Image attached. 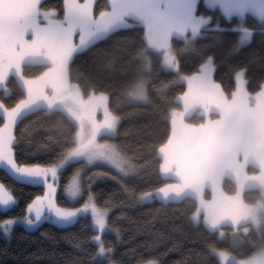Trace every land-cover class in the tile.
<instances>
[{"label": "trees", "instance_id": "trees-1", "mask_svg": "<svg viewBox=\"0 0 264 264\" xmlns=\"http://www.w3.org/2000/svg\"><path fill=\"white\" fill-rule=\"evenodd\" d=\"M200 11L219 22L223 31L206 30L187 49L183 40L175 38L179 72L193 73L204 56H213L217 71L215 80L222 92L230 96L236 86L235 73L245 69L246 89L255 93L264 85V22L252 14L240 18H226L218 9H209L200 1ZM42 8H55L57 16H64L63 0H43ZM108 7V0H97L95 14ZM243 23L254 29L249 43H239ZM145 49L150 65L139 55ZM46 64H27L26 71L39 75ZM69 80L78 85L83 96L103 92L108 94V106L119 116L116 134L107 137L116 143L133 164V173L125 176L110 166L76 161L67 165L60 174L57 200L63 206L75 207L87 199L90 187L96 203L109 211L110 229L102 239L115 264H142L157 259L160 264H220L215 253L222 250L237 258L249 257L259 242V234L251 224H245L244 233H234L230 226H223L224 235L211 230L203 222H195L193 215L199 200L187 195L178 201L153 200L144 202L140 196L171 182L161 170L159 149L171 134V114L181 108L179 95L185 91V83L176 82V73L162 65L159 52L148 49L145 27L138 21L120 28L91 47L74 55L68 68ZM143 81L146 101L139 102L130 96L137 83ZM19 82L12 79L8 89H0V99L13 104L22 98ZM134 97V96H133ZM204 117L193 114L187 117L198 123ZM4 122L0 112V124ZM18 144L17 160L20 163H52L64 150L76 143V124L61 110L47 111L41 108L17 122L15 129ZM81 168L82 195L76 201L66 196L67 184L75 171ZM100 173H103L102 175ZM120 181H123L121 184ZM0 182L17 199L7 209H0V221L24 217L26 205L36 194H43L38 185L21 182L0 168ZM223 188L234 193L233 180L224 178ZM244 199L253 203L260 191L247 188ZM209 194V192H208ZM96 235L92 219L80 216L66 226L45 221L33 231L15 225L10 237L0 231V264H107L96 259L97 246L92 239Z\"/></svg>", "mask_w": 264, "mask_h": 264}, {"label": "snow or ice", "instance_id": "snow-or-ice-1", "mask_svg": "<svg viewBox=\"0 0 264 264\" xmlns=\"http://www.w3.org/2000/svg\"><path fill=\"white\" fill-rule=\"evenodd\" d=\"M216 0H214V3ZM225 10L231 16L233 11H243L241 0H221ZM65 15L63 19L56 18L55 10H43L42 0H31L22 13L12 12L13 5H5V14L0 18V86L5 90L12 79L19 82L22 98L9 105L0 99V112L3 113L4 122L0 124V165L18 178L21 182L41 186L43 194H36L34 199L26 205L27 217L18 220H27L29 224H36L41 220H54L60 224L72 222L80 214L91 213L94 217L97 232H103L108 227V210L101 208L95 201V194L90 187L87 199L78 207L63 206L57 200V190L60 174L70 162L84 161L85 164L104 162L110 164L122 174H128L133 167L120 147L107 137L115 134L119 116L105 111L104 119L96 121L95 107L88 109L81 105L89 115L90 128L81 131L77 142L64 150L52 163H20L17 160L16 147L18 144L15 129L18 120L41 108H52L55 104L76 101L77 95L71 90L67 80V65L77 52L91 47L97 41L106 38L112 32L127 27L126 16L134 14L141 20L146 28L148 43L157 50H165L163 65L179 71L176 54L171 50L170 39L177 34L185 39L187 46L206 30L223 28L217 22L212 24L213 17L200 11V0H112V10L101 13L100 18L93 17V6L90 0H64ZM41 15L47 21L41 23ZM264 16V10L261 11ZM242 29L239 43L234 47L237 50L245 42L251 40L254 29L243 23L237 25ZM77 32L79 36L77 37ZM50 61V79L56 85L58 95L49 96L44 90V83L40 78L27 73L28 62L33 64ZM150 65V64H149ZM217 65L213 56L202 58L198 64V71L187 79L197 91H202L215 103L222 113V119L209 121L199 130H191L182 125L181 135L201 137L213 135L222 136L237 129L240 115L236 105L246 92L243 88L245 69L236 73V79L241 88L233 100H228L220 85L215 80ZM181 79L185 76L181 75ZM138 98H146L144 82H139L130 93ZM95 104H104L107 96L104 93L94 97ZM258 103H264V90L258 95ZM82 169L78 168L71 176L66 191L72 197L82 195ZM101 175L103 173H100ZM123 184V181H120ZM167 197V190H162ZM16 197L0 182V202L8 205L16 201ZM16 220H4L5 226L16 223ZM97 241V256H108V264H115L109 253L112 251L105 247L100 236H94ZM153 264V260L147 262Z\"/></svg>", "mask_w": 264, "mask_h": 264}, {"label": "rangeland", "instance_id": "rangeland-1", "mask_svg": "<svg viewBox=\"0 0 264 264\" xmlns=\"http://www.w3.org/2000/svg\"><path fill=\"white\" fill-rule=\"evenodd\" d=\"M96 1L97 0H90L93 6L92 14L94 18L99 19L101 13H107L112 10V0H108V7L95 14L94 8ZM29 3H31V0H0V18H2L5 14L6 4L13 5L14 7L11 11L19 14L25 10V6ZM202 3L209 9H218L226 18H231L233 16L242 18L246 14H252L258 20L264 22V16L261 15V11L264 10V0H241V3L244 4V10L242 12L238 10L233 11L231 16L228 15L225 10V4L222 3L221 0H216L215 3L214 0H202ZM42 9L55 10L57 19H63L64 17L63 16L61 18L57 16L55 8ZM40 20L41 23L47 22L43 15H41ZM126 20L129 26L132 25L133 21H138L145 27L144 23L134 14L127 15ZM235 29L240 31V35L242 34L241 28L236 27ZM78 36L79 32H77V37ZM198 37L191 42L190 46H187L183 37L173 34L170 39L171 50L176 54L173 48V40L175 38L183 40L186 48L190 49ZM0 39H2V33H0ZM145 39L148 49L160 53L163 65V54L165 50H157L152 47L148 43L146 35ZM249 42L250 41L245 42L243 45ZM70 61L68 62L66 69L67 80L71 90L76 93L77 100H70L66 104L58 102L52 108L49 109L45 107V109L47 111L61 110L76 124L77 142L81 131H86L91 126L89 115L85 109L81 107V105H86L88 109H91L93 106L95 107L96 121H102L104 119L105 111H110V109L108 106V94L104 93L107 96L106 103L95 104L94 97L103 92L92 93L85 97L82 95L78 85L69 80L68 68ZM39 63L46 64L47 66L39 75L35 77L40 78L44 83V90L49 96H57L58 93L56 85L50 79V69L53 67L52 63L50 61ZM27 64L33 63L28 62ZM163 67L167 70L174 71L176 73L175 81L185 83L186 86L185 91L178 97L181 108L173 110L171 114L170 137L168 141L159 149V154L162 158V174L164 178L172 179V181L154 191L143 193L140 196L141 200L148 202L157 199L168 202L178 201L187 195H192L199 200V207L193 215L195 222H203L211 230L220 231L221 235H224V232L222 231L223 226L232 227L234 233H239L240 231L245 233L247 229L242 227L245 224H251V226H253L259 234V242L256 249L249 257L240 259L232 253L222 250H216L215 253L220 264H264V103H258V95L262 90H264V85L255 93H250L246 89V84L243 85L246 92V99L242 97L236 105L237 111L240 115V122L235 131L219 137L213 135L203 137L199 135H181V121L184 127L191 130H199L205 127L209 121L222 119V113L215 103L206 96V94L202 91L195 90L192 86V81L187 79L189 76H194L198 70L193 73L183 74L175 69L167 68L164 65ZM239 70H237V72ZM181 75L185 76V79H181ZM2 88L4 87L0 86V89ZM240 88V82L236 79V86L233 93L230 96H227L224 93L223 94L231 101L235 98L236 93ZM130 96L132 99L139 102H145L147 99L135 96L133 97V95ZM193 114L201 115L204 118L198 123L190 122L187 120V117ZM115 134L109 137H112ZM125 157L130 160L126 155ZM97 163L106 164L114 169L115 172L122 174L110 164L104 162ZM97 163L88 165H95ZM0 168L5 169L3 165H0ZM132 173L133 167L128 174L123 175L130 176ZM224 178H229L234 181L236 185V191L234 193L225 192L223 188ZM15 179L19 180L18 178ZM247 188H254L260 191V197L253 203H249L244 199L243 191ZM162 190H167V197L164 196ZM66 196L73 202L80 197H72L67 192ZM14 204L15 201L9 203L8 205L0 202V209L7 210ZM78 206L80 205L75 207ZM27 215L28 213L24 217H27ZM80 216H89L92 219L93 226L96 231L95 236H100L102 238L103 233L110 229L108 225L103 232H97L94 217L90 212L80 214L78 217ZM77 218L67 224H60L54 220H41L34 225L29 224L26 219L20 221L18 218H11L17 222L12 225L5 226L4 220L0 221V231L5 237H10L11 231L15 225H22L26 230L33 231L45 221L55 223L59 226H66L74 223ZM94 242L97 246V241L94 240ZM96 259L106 261L108 264V256H96ZM142 264H147V262Z\"/></svg>", "mask_w": 264, "mask_h": 264}, {"label": "clouds", "instance_id": "clouds-1", "mask_svg": "<svg viewBox=\"0 0 264 264\" xmlns=\"http://www.w3.org/2000/svg\"><path fill=\"white\" fill-rule=\"evenodd\" d=\"M139 55L143 58L146 64H150L151 59L147 51H145V49H141ZM153 264H160V261L157 259H153Z\"/></svg>", "mask_w": 264, "mask_h": 264}]
</instances>
